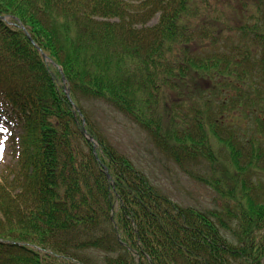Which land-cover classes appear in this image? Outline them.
<instances>
[{"label": "trees", "instance_id": "trees-1", "mask_svg": "<svg viewBox=\"0 0 264 264\" xmlns=\"http://www.w3.org/2000/svg\"><path fill=\"white\" fill-rule=\"evenodd\" d=\"M2 13L30 38L0 21V94L24 146L0 182V237L27 243H0V264H264V0H0ZM78 97L141 128L217 206L170 197Z\"/></svg>", "mask_w": 264, "mask_h": 264}, {"label": "rangeland", "instance_id": "rangeland-1", "mask_svg": "<svg viewBox=\"0 0 264 264\" xmlns=\"http://www.w3.org/2000/svg\"><path fill=\"white\" fill-rule=\"evenodd\" d=\"M7 15L9 16V14ZM12 22L14 23V21ZM73 58L78 59L74 56ZM2 103L6 105L7 102L1 92L0 104ZM89 104H87V107ZM6 108L8 107L6 106ZM88 110L92 118L91 121L99 133L118 148L119 151L129 154L135 160L137 167L146 172L151 181L159 188L161 187L170 197L183 206H192L200 210L217 206L215 205L217 195L209 187L195 180L173 163L165 159L163 162H158L151 157L147 153V143L143 140V135L122 116H116L111 119L103 108L97 106H92V110L90 108ZM13 111L12 109L10 112L12 113ZM11 118L13 119L12 114ZM0 127L7 129L6 132H0V181L1 183L4 182L7 190L14 181L9 173H16L17 170V162L19 160V147L17 146L19 139L17 136H19L20 131L17 127L15 129L12 120L7 118L2 112H0ZM195 169L199 171L205 170L201 165ZM13 264L28 263L22 260Z\"/></svg>", "mask_w": 264, "mask_h": 264}, {"label": "snow or ice", "instance_id": "snow-or-ice-1", "mask_svg": "<svg viewBox=\"0 0 264 264\" xmlns=\"http://www.w3.org/2000/svg\"><path fill=\"white\" fill-rule=\"evenodd\" d=\"M7 129L0 127V132H6Z\"/></svg>", "mask_w": 264, "mask_h": 264}]
</instances>
